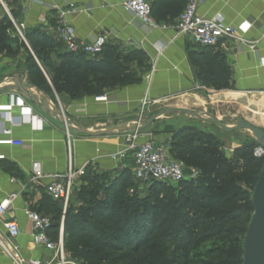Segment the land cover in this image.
Returning a JSON list of instances; mask_svg holds the SVG:
<instances>
[{"label":"crops","instance_id":"crops-1","mask_svg":"<svg viewBox=\"0 0 264 264\" xmlns=\"http://www.w3.org/2000/svg\"><path fill=\"white\" fill-rule=\"evenodd\" d=\"M10 1L13 18L24 31L38 30L55 39L53 29L59 17L58 10L74 6L79 12L69 16L67 21L80 39L91 41L97 36H105L107 48L116 47L124 55L134 52L144 55L142 66L132 63V71L140 82L107 91L102 96L105 100L93 96L79 100L57 96L61 112L55 108L56 113L73 122L68 134L64 123L52 117L47 102L52 100L37 89H30L25 72L2 83L0 109L20 98L31 110L29 116L21 107L14 106L9 112L2 113L4 119L0 121V155L4 156L0 161V203L10 194H20L13 210H10V217L19 222L22 234L18 242L26 257L47 259L51 256L50 252L31 244L32 226L24 215L26 206L36 211L43 197L47 196L41 186L26 188L33 162H40L48 174H64L71 158L77 170L90 166L93 172L115 179L126 170L133 169L134 163L129 162L133 152L128 139L137 135V145L151 139L167 144V139H170L167 133L155 130L158 122L144 127L152 116V105L201 93L264 96V0H200L198 11L201 16L214 18L221 15L227 24L236 28L250 24L244 38L257 44L255 50H250L239 42L222 41L213 49L214 53L225 57V66L230 70V81L234 87V90L222 91L204 85L203 74L209 72L210 65L205 66L206 71L195 62L205 60L203 62L208 63L212 57L208 50L195 45L189 37L179 35L174 28L186 7V0H148L153 19L159 25L155 29L144 26L134 15L126 12L120 0ZM102 58L100 56L97 60ZM153 68L154 73L148 79ZM220 96L244 98L225 93ZM144 99L149 102L147 106L142 105ZM172 107L187 108L180 105ZM33 116L40 122L34 123ZM8 117L19 123H11ZM138 122L141 123L139 130ZM4 129L11 130L9 137L3 134ZM83 129L92 134H86ZM6 140L10 142H3ZM238 147L233 146L226 157L230 158ZM5 166L15 168L17 176H10ZM78 184L79 188L81 183ZM1 255L5 264H11Z\"/></svg>","mask_w":264,"mask_h":264},{"label":"trees","instance_id":"trees-1","mask_svg":"<svg viewBox=\"0 0 264 264\" xmlns=\"http://www.w3.org/2000/svg\"><path fill=\"white\" fill-rule=\"evenodd\" d=\"M10 24L5 18L0 21V54L8 43L5 27ZM24 38L43 67L24 46L28 82L51 100V94L72 100L102 97L109 90L140 82L132 63L143 65L141 52L124 55L106 45L102 60H97L59 51L64 46L38 30L24 31ZM205 48L211 60L195 61L203 69L210 65L203 74L204 85L234 90L225 57L214 53L215 47ZM168 133L173 136L170 155L185 163V172H198L173 194L155 182L138 202L128 195L130 170L114 179L87 166L77 193L81 204L77 211L70 205L72 198L64 213L61 203L43 197L36 211L52 218L49 235L54 241L63 225L65 249L78 264H242L254 212L252 194L264 166V158L253 155L255 140L239 146L228 158L217 138L206 131L184 126ZM4 169L17 176L15 168ZM209 243L212 246L206 248Z\"/></svg>","mask_w":264,"mask_h":264},{"label":"built area","instance_id":"built-area-1","mask_svg":"<svg viewBox=\"0 0 264 264\" xmlns=\"http://www.w3.org/2000/svg\"><path fill=\"white\" fill-rule=\"evenodd\" d=\"M120 3L126 12L134 15L144 26L153 29L159 27L153 19L152 9L148 0H120ZM199 4L200 0H186V7L174 26L179 35L189 37L197 46L217 47L222 41H233L246 45L250 50L256 49V42H249L244 38L245 33L251 27L250 24L246 23L244 26L236 28L227 24L221 15H217L214 18H205L199 14ZM0 5L6 8L3 0H0ZM78 12V9L74 6H67L58 10L59 17L53 29L55 39L64 46L67 53L82 54L90 59H97L107 45V38L105 36H97L91 41L80 39L75 28L67 21L69 16ZM20 29L24 30L23 26ZM22 37L26 41L23 35ZM153 73L154 68L147 78L149 79ZM102 99L105 100L106 98L102 97ZM49 102V108L56 110L55 103L53 101ZM148 104V100L144 99L142 105L147 106ZM14 106L21 107L27 115L31 116V110L18 98L13 100L8 107L0 109V121L4 119L2 113L9 112ZM8 120L13 124L19 123L11 117H8ZM32 121L34 123L40 122L36 116L32 117ZM63 122L68 134L69 126L66 124L65 118H63ZM140 128L141 123L138 122L137 130ZM3 134L9 137L11 130L4 129ZM137 137L135 135L132 139H128L130 150L133 152L134 165L132 174L135 180L146 185L155 182L179 185L185 180L197 177L198 172L194 169L191 170V176H186L185 163L173 158L165 144L151 139L137 145ZM3 142L10 141L6 140ZM253 155L258 159L264 158V149L256 146ZM3 159L4 156L0 155V161ZM85 169L86 167L75 169L70 158L64 174H48L44 171L40 162H33L31 178L26 188L41 186L52 201L63 205V212L65 213L74 192L78 188V183L85 175ZM19 196L20 194L18 193L10 194L0 203V253L2 256L7 258L11 264H77L71 261L70 255L65 249L63 225L60 228L58 241H54L49 235L53 226L52 218L31 209L29 206L24 209V215L32 226L31 244L35 248L50 252L51 256L47 259H35L26 257L23 254L18 242L22 234L19 222L14 217H10V210H13L14 203Z\"/></svg>","mask_w":264,"mask_h":264},{"label":"rangeland","instance_id":"rangeland-1","mask_svg":"<svg viewBox=\"0 0 264 264\" xmlns=\"http://www.w3.org/2000/svg\"><path fill=\"white\" fill-rule=\"evenodd\" d=\"M4 2V1H3ZM6 4V8H4L2 5H0V21L5 18V20L9 21L11 24L7 25L5 27L7 36H8V43L4 49V52L0 54V79H11V75H16L15 77H19L17 75L25 72L27 75V65L26 60L28 58V54L24 50V46L29 50V55L33 56L37 62V64L42 69V64L37 60L34 52L32 51L31 47L28 45L26 41H24L22 35L24 36V30L20 29L19 24L16 23L14 20L12 13L10 11L11 8V1L8 0ZM64 49H59V51H63ZM232 94L235 96H243L239 97L238 99H235V103L231 104H222L218 103L217 99L218 96L221 94ZM53 100V102L56 105V109H58L61 112V107L58 102V97L55 94H51L50 96ZM237 98V97H235ZM244 99V100H243ZM264 99V96L262 95H242L232 92H218V93H201L196 94V96H189V97H181L179 99H168V100H162L161 103H156L153 106L151 113L152 116L157 114L161 110H165L168 108H171L172 106H187V109L194 110L199 113H203L206 118L216 117L220 119L224 124L234 127L236 125L235 121H247L250 122L256 126H258L263 132H264V116L260 112L261 105L264 104L261 100ZM257 100V101H255ZM260 101V102H259ZM247 107V108H246ZM250 110H253L257 112L258 114L255 115V117L252 116ZM151 116V117H152ZM168 118H172L171 120H168ZM158 125L155 127V130L157 132H165L168 134L170 139H167L168 142L165 144L168 148L170 146V143L172 141V135L169 134V131H175L181 127L184 126H192L196 127L198 129H203L207 133H210L220 143L221 151L226 155H230V152L233 148V146H241L245 143H248L249 141L255 140L254 136L246 131H239L234 133H226L222 131L219 127L210 124L201 122L191 116L183 115V114H172L168 116L167 118L160 119L158 121ZM233 155V154H232ZM129 162L131 164L134 163V158L131 157L129 159ZM187 170L185 172L186 176L189 177L190 174ZM130 175L131 184L130 189L128 191V195L132 197L134 200L137 199L138 202L140 200H144L147 195V186L146 184H143L133 177L132 171ZM166 185L168 191L173 194L177 190L180 189L179 185ZM80 188H77L72 196V201L70 203L72 209L74 211H77V209L80 207V202L78 200L77 193ZM167 191V192H168ZM61 206V204H59ZM60 223H64L63 216L60 218ZM212 246L211 243L206 245V248H210ZM69 254V253H68ZM70 255L71 261L76 262V260L73 259L72 255ZM2 256V255H1ZM3 258V257H2ZM1 264H5L6 261L4 259H1ZM78 264V263H77Z\"/></svg>","mask_w":264,"mask_h":264},{"label":"water","instance_id":"water-1","mask_svg":"<svg viewBox=\"0 0 264 264\" xmlns=\"http://www.w3.org/2000/svg\"><path fill=\"white\" fill-rule=\"evenodd\" d=\"M10 77L13 80L15 78L14 75H11ZM4 80V78L0 79V85L4 82ZM18 88L26 89L25 86H18ZM30 89L35 88L30 85ZM47 102L50 105V102ZM176 113L188 115L201 122L213 124L226 133H234L246 130L254 136L255 145L264 149V132L258 126L247 121L236 120V125L234 127H230L216 117L206 118L203 113H199L187 108L171 107L165 110H161L157 114L149 118L147 124L144 127L147 128L148 126L154 124L156 121L167 118L168 116ZM52 117L58 122H63V119L56 113V110H52ZM66 124L68 126H72L73 122L66 120ZM83 131L86 134H92L87 130L83 129ZM252 205L254 208V212L245 236L242 264H264V166L261 170L259 181L255 186L252 194Z\"/></svg>","mask_w":264,"mask_h":264},{"label":"bare ground","instance_id":"bare-ground-1","mask_svg":"<svg viewBox=\"0 0 264 264\" xmlns=\"http://www.w3.org/2000/svg\"><path fill=\"white\" fill-rule=\"evenodd\" d=\"M2 85V84H1ZM0 85V87H1ZM218 103H222V104H231V103H235L236 100L235 98H228L227 96H219L218 100H217ZM261 109H260V112L263 114L264 116V104L261 105ZM247 108V107H246ZM251 114L253 117H255L256 114H258L257 112L253 111V110H250Z\"/></svg>","mask_w":264,"mask_h":264}]
</instances>
